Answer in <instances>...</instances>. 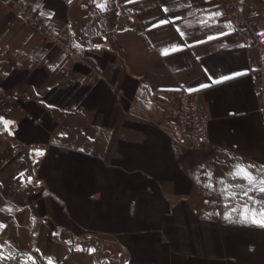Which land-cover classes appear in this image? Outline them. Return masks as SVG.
<instances>
[{
    "label": "crops",
    "instance_id": "0c3cea01",
    "mask_svg": "<svg viewBox=\"0 0 264 264\" xmlns=\"http://www.w3.org/2000/svg\"><path fill=\"white\" fill-rule=\"evenodd\" d=\"M18 1L84 59L0 0V263L264 264L257 53L218 1ZM236 5L264 31V0ZM181 90L209 119L194 150Z\"/></svg>",
    "mask_w": 264,
    "mask_h": 264
},
{
    "label": "built area",
    "instance_id": "2783aa9c",
    "mask_svg": "<svg viewBox=\"0 0 264 264\" xmlns=\"http://www.w3.org/2000/svg\"><path fill=\"white\" fill-rule=\"evenodd\" d=\"M9 8L15 12L28 26L41 31L51 43L59 48H63L67 55L73 59L82 61L83 51H73L66 48L58 36L49 29L39 24L38 18L26 6L18 0H3ZM232 21L242 37L247 40L248 45L256 50V65L252 71L255 95L259 109L264 112V31L253 32L252 21L246 19L236 5V0H217ZM111 91L117 96H121V90L113 87ZM11 100L10 96H6ZM174 119V131L171 135L172 140L178 145L194 150L203 147L209 142V119L203 111L198 101L197 95L186 90L179 92L176 105L170 112Z\"/></svg>",
    "mask_w": 264,
    "mask_h": 264
},
{
    "label": "snow or ice",
    "instance_id": "6c2138e0",
    "mask_svg": "<svg viewBox=\"0 0 264 264\" xmlns=\"http://www.w3.org/2000/svg\"><path fill=\"white\" fill-rule=\"evenodd\" d=\"M107 0H105V3ZM102 10L105 7V4H99L98 5ZM9 122H4L5 128L7 127ZM235 176H242L248 180V182L251 184L253 183V177L250 175V173L247 171V169L243 167H238L236 172L234 173ZM261 184H264V180L260 181ZM260 191L264 192V187L260 188ZM244 219L245 220H251L253 223L264 225V209H262L259 213V218L257 216V213L253 211L251 214H249V210L247 208L244 209Z\"/></svg>",
    "mask_w": 264,
    "mask_h": 264
},
{
    "label": "rangeland",
    "instance_id": "374dc122",
    "mask_svg": "<svg viewBox=\"0 0 264 264\" xmlns=\"http://www.w3.org/2000/svg\"><path fill=\"white\" fill-rule=\"evenodd\" d=\"M3 1V0H2ZM5 2V1H4ZM9 7V6H8ZM11 10V9H10ZM12 11V10H11ZM15 13V12H14ZM17 15V14H16ZM30 27V26H29ZM31 28V27H30ZM33 29V28H32ZM36 30V29H35ZM116 88V87H115ZM117 89V88H116ZM117 98H119V97H117Z\"/></svg>",
    "mask_w": 264,
    "mask_h": 264
},
{
    "label": "water",
    "instance_id": "95a60500",
    "mask_svg": "<svg viewBox=\"0 0 264 264\" xmlns=\"http://www.w3.org/2000/svg\"><path fill=\"white\" fill-rule=\"evenodd\" d=\"M1 264V263H0Z\"/></svg>",
    "mask_w": 264,
    "mask_h": 264
}]
</instances>
